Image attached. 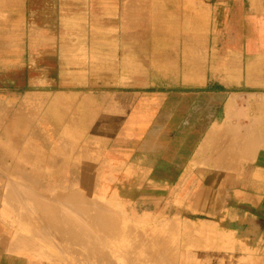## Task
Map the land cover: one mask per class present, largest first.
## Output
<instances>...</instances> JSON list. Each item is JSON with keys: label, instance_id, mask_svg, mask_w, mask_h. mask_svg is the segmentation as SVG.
Instances as JSON below:
<instances>
[{"label": "crops", "instance_id": "crops-1", "mask_svg": "<svg viewBox=\"0 0 264 264\" xmlns=\"http://www.w3.org/2000/svg\"><path fill=\"white\" fill-rule=\"evenodd\" d=\"M167 263L264 264V0H0V264Z\"/></svg>", "mask_w": 264, "mask_h": 264}, {"label": "bare ground", "instance_id": "bare-ground-1", "mask_svg": "<svg viewBox=\"0 0 264 264\" xmlns=\"http://www.w3.org/2000/svg\"><path fill=\"white\" fill-rule=\"evenodd\" d=\"M44 198H46V197H44ZM60 201H61V200H60ZM67 202H68V201H67ZM61 203H62V202H61ZM57 206H58V205H57ZM61 206H62V205H61ZM96 206H97V205H96ZM65 207H66V206H64V208H63V207H60V208H61V209H67V208H65ZM61 209H60V210H61ZM58 210H59V209H58ZM58 210H56V211H58ZM93 210H94V209H93ZM91 211H92V210H91ZM58 212H59V211H58ZM67 212L69 213L68 210H67ZM86 212H87V211H86ZM99 212H100V210H99ZM91 213H92V212H91ZM96 213H97V212H96ZM73 214H74V213H73ZM73 214H72V215H73ZM102 214H103V212H101L100 215H102ZM104 214H105V212H104ZM63 215H64V214H63ZM67 215H68V214H67ZM96 216H97V215H96ZM111 216H112V215H111ZM111 216H110V217H111ZM99 217L101 218V217H103V216H98L97 218H99ZM116 217H117V216H116ZM95 218H96V217H95ZM112 218L114 219L115 217H114V216L111 217V219H109V221L112 220ZM91 219H92V218H91ZM105 219H108V218H106L105 215H104L103 220H105ZM99 220H100V219H99ZM88 221H89V220H88ZM95 221H96V220H95ZM101 221H102V220H101ZM115 221H116V220H115ZM99 222H100V221H99ZM96 223H97V221H96ZM101 223H102V222H101ZM169 230H170V229H169ZM170 231H171V230H170ZM92 236H93V235H92ZM159 258H160V257H159ZM185 259H186V258H185ZM167 261H169V260L167 259ZM182 261H183V260H182ZM182 261H181V262H182ZM169 262H170V261H169ZM169 262H168V263H169ZM175 262H176V261H175ZM160 263H161V261H160ZM168 263H167V264H168ZM182 263H183V262H182Z\"/></svg>", "mask_w": 264, "mask_h": 264}]
</instances>
